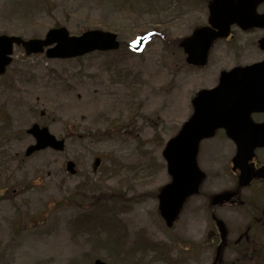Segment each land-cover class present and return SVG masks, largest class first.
Instances as JSON below:
<instances>
[{
    "label": "rangeland",
    "instance_id": "1",
    "mask_svg": "<svg viewBox=\"0 0 264 264\" xmlns=\"http://www.w3.org/2000/svg\"><path fill=\"white\" fill-rule=\"evenodd\" d=\"M207 2L0 0V34L43 37L60 25L72 35L110 30L136 44L66 59L14 49L0 76V264H92L97 257L107 264H169L156 253L210 264L215 245L203 194L186 202L171 228L158 214L156 194L170 178L162 149L191 114L197 90L211 86L219 70L261 57L254 37L264 31L235 29L229 41L212 46L205 67L188 66L177 41L206 23ZM153 28L156 36H142ZM33 122L65 138L64 150L25 156ZM218 141H205L204 153ZM95 155L102 162L93 172ZM67 159L76 164L74 175L65 170ZM83 177L100 181L102 196L123 195V203L100 202L95 210L96 191L77 190ZM84 196V208L77 207ZM140 234L157 247H142ZM231 260L225 250L223 264Z\"/></svg>",
    "mask_w": 264,
    "mask_h": 264
},
{
    "label": "water",
    "instance_id": "2",
    "mask_svg": "<svg viewBox=\"0 0 264 264\" xmlns=\"http://www.w3.org/2000/svg\"><path fill=\"white\" fill-rule=\"evenodd\" d=\"M263 0H212L209 4V25L195 30L192 35L184 38L180 45L187 53V61L195 65H204L211 42L218 36H226L230 25L237 23L242 28L264 26V13L257 14L256 6ZM116 35L99 30H88L80 36H68L65 28L50 29L44 39L23 40L19 36L0 35V74L10 63L9 54L13 44H21L26 54L41 52L43 47L55 43L46 50L48 57H71L81 55L94 49H114L119 43ZM264 49V39L259 41ZM232 70L221 73V84L213 90H201L193 99V113L184 122L176 136L171 138L163 155L167 161V170L171 182L166 184L159 194V210L166 224L170 226L179 212L185 198L198 191L204 174L198 168L196 154L199 141L211 136L216 127L223 126L232 137V129L227 119L232 115V93L242 95V87L232 86ZM257 96L249 93V99ZM36 143L26 149V154L34 150L51 146L63 148V140H57L46 127L34 123L27 130ZM98 161L96 160V164ZM67 169L74 172L73 163L67 162ZM94 264H106L99 259Z\"/></svg>",
    "mask_w": 264,
    "mask_h": 264
},
{
    "label": "flooded vegetation",
    "instance_id": "3",
    "mask_svg": "<svg viewBox=\"0 0 264 264\" xmlns=\"http://www.w3.org/2000/svg\"><path fill=\"white\" fill-rule=\"evenodd\" d=\"M217 82L218 78L214 84ZM250 118L254 123H264V107L251 111ZM240 133L238 141L249 144V133L246 130ZM214 136L219 139L215 149L204 153L201 146L199 150V164L205 171L202 187L206 190L202 197L208 204L214 193H228L230 197L207 209L208 219L214 225L211 240L220 241L215 227V220L219 218L227 231L223 250L232 251V264H264V143L251 150L243 147L237 157L236 142L223 129L215 131ZM209 169L213 171L212 186L208 185ZM228 222L232 223V229Z\"/></svg>",
    "mask_w": 264,
    "mask_h": 264
},
{
    "label": "trees",
    "instance_id": "4",
    "mask_svg": "<svg viewBox=\"0 0 264 264\" xmlns=\"http://www.w3.org/2000/svg\"><path fill=\"white\" fill-rule=\"evenodd\" d=\"M111 199H113V198H111Z\"/></svg>",
    "mask_w": 264,
    "mask_h": 264
}]
</instances>
